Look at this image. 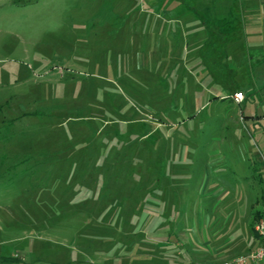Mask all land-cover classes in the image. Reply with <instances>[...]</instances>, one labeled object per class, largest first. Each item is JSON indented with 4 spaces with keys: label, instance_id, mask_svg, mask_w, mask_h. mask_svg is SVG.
<instances>
[{
    "label": "rangeland",
    "instance_id": "rangeland-1",
    "mask_svg": "<svg viewBox=\"0 0 264 264\" xmlns=\"http://www.w3.org/2000/svg\"><path fill=\"white\" fill-rule=\"evenodd\" d=\"M182 2L0 0V264L218 263L254 217L264 103L218 97L208 50L221 72L222 45L195 15L204 0L200 33H185ZM261 5L231 3L245 27ZM246 31L227 45L241 88L242 71L264 70Z\"/></svg>",
    "mask_w": 264,
    "mask_h": 264
},
{
    "label": "crops",
    "instance_id": "crops-1",
    "mask_svg": "<svg viewBox=\"0 0 264 264\" xmlns=\"http://www.w3.org/2000/svg\"><path fill=\"white\" fill-rule=\"evenodd\" d=\"M198 1V0H197ZM205 1V8H203L202 13L205 14V18L202 15L199 14H195L196 16H198L199 18H201L202 22H204V27L206 29V40L208 43L212 42L214 40V38H216L218 40L219 43H221L222 45V52H223V61L222 63V67H221V72H218L216 70V62H215V58H214V51L211 49L208 50V53L211 54V60L214 59V61L212 62V71L209 72L210 76L213 77L215 80H217L219 83H222V85H224L225 87H227L225 91V94H221L220 96H218L220 99L223 98H227L229 100H231L232 102H234L235 104H245L247 101H251V100H258L259 102L264 103V70H258V71H245L244 69H248L249 66L253 67L254 65H258V66H262L264 64V57L262 55V52H264V37H263V33H264V5H261L260 7V11H257L254 7L249 6V11L253 12L252 19L250 21V25L245 27V24H241L244 16L242 18H239L240 15L238 13V16H235L233 13L234 11L232 10L231 7V3L232 0H204ZM196 0H183V2L181 4H176L174 7H172V9L169 8V6H165V9H163L164 11L167 10H173V12H175V20L177 22H185L184 27H185V33L190 34L191 36H196L198 35V33H200L201 30H199V24L197 21V17L193 16L194 12H198V10L196 9ZM169 8V9H168ZM246 8L242 7V11L244 12ZM255 9V10H253ZM238 10V9H237ZM250 27L251 30H253V32L250 34V41L251 42H247L245 40V45L247 43L248 46V51H247V55L250 56L251 60H250V65L248 66V64H246L245 61H249L247 57H245L244 63H242V69L244 71H242V76H243V80L245 81V87L241 88L239 86H237V82L236 77H239V73L236 72L234 64L229 60L231 59L230 55H232V52L234 51H228V46L229 44L234 41L235 43L238 44L237 46V51L241 50V48H243L242 46V39L245 36L246 37V30L247 28ZM246 28V29H245ZM198 29V30H197ZM262 33V34H261ZM244 41V40H243ZM216 43V42H214ZM228 45V46H227ZM251 47V48H250ZM220 52L216 53L215 56L219 57L218 54ZM254 56V57H253ZM256 63V64H255ZM210 68V66H208ZM228 76V78H227ZM236 86V87H231L230 86ZM260 85V87H259ZM259 87L258 91L256 90ZM238 92H242L245 96V100L242 103H238L235 99H234V95ZM259 92V94H257V98L253 97V94ZM233 112L229 111V113L227 114L228 116L225 117L227 122H232V117L230 116ZM246 114L244 112H241L240 118L238 119L240 122H245L247 120ZM260 117H264V114L260 115H256V118L259 119ZM253 169V173L255 176V180H258L259 182V187L261 189L260 191V198H257V202H258V208L256 211L261 212L262 215V219H264V170L261 169V167L258 165H254L252 166ZM262 170V171H261ZM213 182V181H208L206 186L210 187L208 185V183ZM204 185V182L201 184L200 186V190L202 189V187H206ZM235 188V187H234ZM215 190V189H214ZM201 192V191H200ZM215 209V208H214ZM200 208L198 209V213L202 214V211ZM211 210V207H208L209 211ZM207 211H203V214H207ZM212 211V210H211ZM221 213L216 214L215 212H210L209 215L205 214L204 219H226V220H230L232 219L231 214L233 212H225V211H220ZM235 215H233L234 217ZM185 219V217H184ZM234 219V218H233ZM243 221V219L238 220L235 224H234V229H238L240 234L238 235L239 238L237 240H235L234 242L232 240H227V243L222 244V247H218L219 250H222V252H228L229 249H234L239 251V248H237L238 246L242 245L244 248L248 250L245 253H249L251 251L256 250L260 244H261V238L259 236H255L253 231V239H250L249 242L247 241L244 231L245 227L244 224L246 225V227H248L249 229L252 230V223L254 221V217L252 219L248 220L246 219V222H244L241 225V222ZM228 225H230V223H228ZM234 230V232H235ZM248 242V243H247ZM236 248V249H235ZM211 250L213 249L212 247L210 248ZM217 248H215L216 251H218ZM224 254L220 255L221 256V261L218 263H206V264H222L223 262H226L225 259L223 260L224 256H226ZM160 258L162 260H164L165 257H161ZM234 259V258H233ZM232 259V260H233ZM231 260V261H232ZM229 261V259L227 260V262H231Z\"/></svg>",
    "mask_w": 264,
    "mask_h": 264
},
{
    "label": "built area",
    "instance_id": "built-area-1",
    "mask_svg": "<svg viewBox=\"0 0 264 264\" xmlns=\"http://www.w3.org/2000/svg\"><path fill=\"white\" fill-rule=\"evenodd\" d=\"M234 99L240 103L244 100V94L242 92H238L234 95ZM255 230L258 232L262 239L260 246L256 250L251 251L247 254L240 255L233 259L231 262H227L224 264H264V219H261L256 223Z\"/></svg>",
    "mask_w": 264,
    "mask_h": 264
},
{
    "label": "trees",
    "instance_id": "trees-1",
    "mask_svg": "<svg viewBox=\"0 0 264 264\" xmlns=\"http://www.w3.org/2000/svg\"><path fill=\"white\" fill-rule=\"evenodd\" d=\"M262 219V215H261V212H259V211H256L255 213H254V221H253V223H252V231H253V233H254V235L255 236H259L260 237V235L258 234V232L255 230V225H256V223L259 221V220H261ZM261 238V237H260ZM261 242H262V239H261ZM6 258H8V257H6ZM6 258H4V257H1V260H3V261H5V259ZM15 258V257H14ZM13 261L15 262V261H18V259H13Z\"/></svg>",
    "mask_w": 264,
    "mask_h": 264
}]
</instances>
